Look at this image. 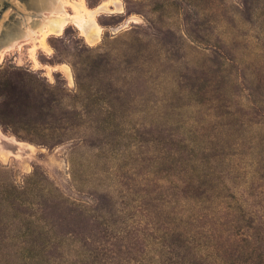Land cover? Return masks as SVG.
<instances>
[{
    "label": "rangeland",
    "instance_id": "obj_1",
    "mask_svg": "<svg viewBox=\"0 0 264 264\" xmlns=\"http://www.w3.org/2000/svg\"><path fill=\"white\" fill-rule=\"evenodd\" d=\"M84 4L89 11L101 4L110 10L94 14L102 29L94 45L70 24L60 35L45 39L50 53L37 41H29L5 51L0 69H7L9 75L25 73L38 90L53 89L58 98L76 94L73 66L84 76L86 62L100 61L105 70L101 80L116 84L118 91L114 113L122 117L123 138L118 142L124 154L115 160L114 176L104 175L99 173L102 164L84 154V136L45 146L30 140L18 125L0 123V264H54L51 226L56 190L82 208L83 214L73 216L72 222L83 236L89 226L97 236H105L102 220L93 221L104 212L114 229H128L131 221L123 215L130 217L133 212L132 183L144 178L133 161L140 153L150 155H144L141 163L148 166L150 157H160L165 178L158 183L161 189L177 183L178 187L164 188L161 207L174 216L179 228L181 215H187L184 209L190 207L181 200V170L188 168L180 165L185 158L181 151L191 142L194 152L185 155L198 160L202 173L212 171L224 179V193L233 197L228 202L237 201L261 228L253 243L259 247L251 257L264 256V0H84ZM217 7L234 17L232 23L228 16L216 15ZM45 16L35 0H0V39L23 33ZM33 44L35 52L30 51ZM6 89L0 95L16 94ZM67 102L80 110V98L67 97ZM159 138L164 144L154 141ZM72 150L76 151L73 164ZM216 203L213 200L212 206ZM42 239L47 242L42 254L30 257L23 250ZM121 239H116L120 252L125 244ZM223 240L218 241L220 247L226 244ZM165 241L169 256L183 258L180 263L198 259V248L184 251L178 235ZM135 244L137 260L142 253L144 264L164 253L154 248L148 253L150 247ZM250 250L231 246L224 255L226 260L229 254L231 259H243ZM208 254L215 257L214 252ZM249 261L244 264H252Z\"/></svg>",
    "mask_w": 264,
    "mask_h": 264
},
{
    "label": "trees",
    "instance_id": "obj_2",
    "mask_svg": "<svg viewBox=\"0 0 264 264\" xmlns=\"http://www.w3.org/2000/svg\"><path fill=\"white\" fill-rule=\"evenodd\" d=\"M215 13L220 17L228 16L231 23L234 19L222 7H217ZM155 70L157 68L152 69V71ZM73 71L77 87L76 94L74 96L65 94V97L57 98L53 89L38 90V84L27 79L25 73L16 71L9 75L7 69H0V91L10 88L16 92L14 96L1 93L0 123L8 126L18 125L20 131L31 137L30 140L45 146H54L59 142L84 136V154H90L91 158L102 164L103 169L101 168L99 173L114 176L115 160L122 158L124 154L118 142L123 138L119 130L122 117L114 113L115 103L118 102V98L114 97V94L118 93L116 84L101 80L105 70L100 61L86 62L84 76L75 66ZM110 80L113 81V78ZM67 97L68 99L80 98V110L76 111L73 106L67 104ZM56 107L60 109L58 113L53 112V108ZM19 129L14 131L19 133ZM154 141L163 143L161 138ZM141 142L139 141L138 145H142ZM162 149L164 150L165 147ZM187 152H194L192 142L190 148L186 143L181 151L185 158L181 160L180 165L185 163L188 167L181 170L180 181L184 192L181 200L184 205L190 207L184 209L187 215H181L179 228L174 225V216L171 217L166 212L167 208L161 207L162 192H165L164 188L168 187L161 189L162 185H158L165 179L159 168L161 159L158 155L153 156L156 158L154 160L151 157L148 159L151 161L149 166L141 163L146 160L143 158L144 155H150L141 153L134 155V164L140 167L144 178L132 183L131 196L136 195L132 200L133 212L130 217L123 215V218L131 221L128 229L126 226L123 230L114 229L107 220V212L94 217L93 221L102 220L99 224L105 227V236L112 240L105 236H97L92 226H89V229L84 228V231H87L84 236L82 232L76 231L72 218L83 214V210L66 200L56 190L53 193L54 218L51 226L54 264H144L145 258L142 257V253L137 260L139 251L135 243L150 247V250H147L148 253H151L152 248H154L153 251L163 250L162 255H156L159 256L158 258L155 255L150 258L143 250L150 258L147 264H182L179 262L183 259L182 257L179 256L180 259L176 260L178 257L169 256L170 253L166 250V238L174 235L181 237L184 251L189 248H198L196 254L198 259H194L195 263L188 261L187 264H244L249 260L252 264H264L262 254L258 253L251 257L259 247L253 243L261 229L255 225V219L247 215L243 208L237 205L239 204L237 201L236 203L228 202V199L233 197L224 193L225 180L215 176L212 171L202 173V169L198 167V160H194L191 154L185 155ZM75 153V150L70 153L69 162L72 164ZM177 155H179L178 152ZM175 187H178L177 183L172 184L168 189ZM213 200H217L214 206H212ZM119 213L122 212L119 211ZM204 221L207 223H202ZM129 229L134 231H127ZM130 232H134V238L131 237ZM116 235L118 237L114 238ZM119 238H122L120 241L125 243L122 252L118 248L121 246L116 244V239ZM222 238L226 244L221 243L223 247H220L218 241ZM127 242L133 244V247L127 248ZM46 245V240L42 239L38 244H26L23 250L30 257H34L45 252ZM231 246L240 247V250L242 247L251 250L243 259L241 257L231 259L229 254L226 260L224 254ZM168 249H170L169 246ZM135 252L138 254L133 258L132 254ZM209 252H214L215 257L208 254Z\"/></svg>",
    "mask_w": 264,
    "mask_h": 264
},
{
    "label": "bare ground",
    "instance_id": "obj_3",
    "mask_svg": "<svg viewBox=\"0 0 264 264\" xmlns=\"http://www.w3.org/2000/svg\"><path fill=\"white\" fill-rule=\"evenodd\" d=\"M35 4L38 12H47L48 16L43 17L35 26L27 27L23 33L11 35L7 41L1 40L0 57L12 47H20L29 41H37L39 47L50 53L51 50L46 46L45 39L50 35H60L70 24L79 30L88 44L94 45L99 40L102 31L94 14L96 11H110L106 4H101L94 11H89L84 0H35ZM66 8H69L72 13H68ZM36 48L37 46L33 44L30 51L35 52Z\"/></svg>",
    "mask_w": 264,
    "mask_h": 264
},
{
    "label": "water",
    "instance_id": "obj_4",
    "mask_svg": "<svg viewBox=\"0 0 264 264\" xmlns=\"http://www.w3.org/2000/svg\"><path fill=\"white\" fill-rule=\"evenodd\" d=\"M0 41H1V39H0Z\"/></svg>",
    "mask_w": 264,
    "mask_h": 264
},
{
    "label": "flooded vegetation",
    "instance_id": "obj_5",
    "mask_svg": "<svg viewBox=\"0 0 264 264\" xmlns=\"http://www.w3.org/2000/svg\"><path fill=\"white\" fill-rule=\"evenodd\" d=\"M14 1V0H13Z\"/></svg>",
    "mask_w": 264,
    "mask_h": 264
}]
</instances>
